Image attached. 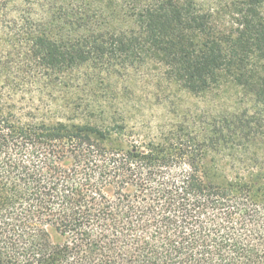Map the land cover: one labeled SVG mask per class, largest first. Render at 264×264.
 Wrapping results in <instances>:
<instances>
[{"label":"trees","instance_id":"trees-1","mask_svg":"<svg viewBox=\"0 0 264 264\" xmlns=\"http://www.w3.org/2000/svg\"><path fill=\"white\" fill-rule=\"evenodd\" d=\"M135 72L204 122L81 99ZM0 264H264V0H0Z\"/></svg>","mask_w":264,"mask_h":264},{"label":"rangeland","instance_id":"rangeland-1","mask_svg":"<svg viewBox=\"0 0 264 264\" xmlns=\"http://www.w3.org/2000/svg\"><path fill=\"white\" fill-rule=\"evenodd\" d=\"M131 76L132 80L105 77L104 84L95 95L89 94L87 90L83 92L81 99L95 100L99 109L97 114L115 116L119 122L124 117L127 124L135 127L142 135L156 127L164 118L175 117L183 112L191 113L192 117H201L204 122V114L209 111L204 98L183 95L168 99L165 98L167 94L154 90L143 74L135 72ZM76 119L79 121L84 118L80 115Z\"/></svg>","mask_w":264,"mask_h":264}]
</instances>
